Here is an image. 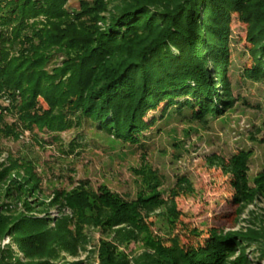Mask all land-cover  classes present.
<instances>
[{
    "label": "trees",
    "instance_id": "obj_1",
    "mask_svg": "<svg viewBox=\"0 0 264 264\" xmlns=\"http://www.w3.org/2000/svg\"><path fill=\"white\" fill-rule=\"evenodd\" d=\"M232 14L247 27L252 66L243 77L264 85V0H0V138L77 129L80 140L105 134L136 145L160 104L162 113L189 110L197 120L223 115L234 102ZM82 147L72 142L69 152ZM248 157L241 152L228 164L236 205L264 197V171L248 186ZM155 179L132 200L87 181L46 199L32 160L7 154L0 161V264H81L64 255L87 246L85 228L113 231L112 243H100L99 264H130L116 246L131 241L147 249L133 264H245L242 252L230 259L233 250L264 240V230H210L194 247L175 237L165 246L151 236L148 216L167 207L173 225L178 215L155 192ZM50 209L59 216L50 218Z\"/></svg>",
    "mask_w": 264,
    "mask_h": 264
},
{
    "label": "rangeland",
    "instance_id": "obj_2",
    "mask_svg": "<svg viewBox=\"0 0 264 264\" xmlns=\"http://www.w3.org/2000/svg\"><path fill=\"white\" fill-rule=\"evenodd\" d=\"M69 1L68 8H77ZM112 8V7H110ZM247 27L237 15L229 22L228 82L234 98L232 107L219 117L193 119L189 110L171 108L151 111L154 125L143 132L139 144L121 143L109 135H91L77 139L78 130L70 129L55 136L34 130L24 131L18 140L0 138V161L7 154L26 155L34 163V171L41 180L40 189L47 199L54 191H70L80 181L93 188L105 185L126 200H132L144 182L155 176L161 200L174 205L177 218L168 223L167 207L156 210L147 219L151 236L164 240L175 237L180 246H196L214 230L224 235L241 234L247 230H264V197L253 196L247 203L236 205L232 200V177L228 164L241 152L249 154L246 164L248 186L264 171V85L243 77L252 60L246 41ZM7 115L5 122L12 123ZM82 143L76 153L69 152V144ZM153 181H150V184ZM172 200V201H171ZM172 202V203H171ZM20 206H18L19 208ZM70 215L68 210H63ZM49 216H59L50 209ZM87 246L76 256L64 255L66 262L99 264L101 242L111 241L113 231L85 228ZM195 234V235H194ZM197 235V236H196ZM9 239L2 241L7 245ZM130 264L147 251L142 242L131 241L117 245ZM244 253L245 264H264V240L235 248L230 259Z\"/></svg>",
    "mask_w": 264,
    "mask_h": 264
}]
</instances>
